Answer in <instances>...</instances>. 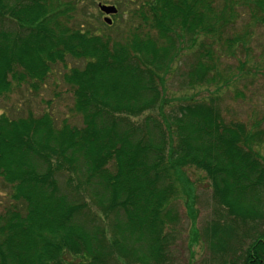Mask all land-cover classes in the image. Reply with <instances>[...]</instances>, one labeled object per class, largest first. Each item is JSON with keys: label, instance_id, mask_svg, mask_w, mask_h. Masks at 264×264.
Returning a JSON list of instances; mask_svg holds the SVG:
<instances>
[{"label": "trees", "instance_id": "trees-1", "mask_svg": "<svg viewBox=\"0 0 264 264\" xmlns=\"http://www.w3.org/2000/svg\"><path fill=\"white\" fill-rule=\"evenodd\" d=\"M129 1L116 39L90 26L95 0H0V96L22 83L35 90L66 56L84 61L62 74L81 126L50 112L0 114V182L10 191L0 264H168L178 186L194 212L188 169L205 173L222 212L203 231L220 264H264V229L241 230L264 222V129L225 121L218 102L248 64L251 32L235 30L237 8L264 27V0L218 9L214 0ZM185 50L186 88H215L166 111L167 78ZM224 55L237 58L234 70L221 71Z\"/></svg>", "mask_w": 264, "mask_h": 264}, {"label": "rangeland", "instance_id": "rangeland-1", "mask_svg": "<svg viewBox=\"0 0 264 264\" xmlns=\"http://www.w3.org/2000/svg\"><path fill=\"white\" fill-rule=\"evenodd\" d=\"M98 2L112 4L118 8V12L110 16L115 27L110 29L106 27L107 25L102 19L103 16L97 7ZM223 2V0L213 1L216 9ZM134 3L129 0H95L94 3L88 2L86 4V12L84 13L90 16L89 20L92 21L90 26L93 30L100 29L103 33L110 34L112 38L117 39L119 30L120 33L125 32L124 27L129 20L127 11L134 9ZM237 9L238 17L235 21V30L237 32H251L248 40L250 49L248 64L242 70L245 73H242V77L235 79L219 91L220 98L218 102L225 121H240L247 128H250L253 123L262 122L261 127L264 129V27L253 22L252 13H255L254 11L251 12L245 6H239ZM123 13L125 14L122 15ZM135 19L133 26H137L139 21V18L136 22ZM10 25L12 26V24ZM245 55L246 53L241 51L236 57L243 59ZM226 56L224 55L220 60L219 67L221 66V71L234 70L238 63L237 58ZM191 62L192 56L186 50L181 52L180 55H175L172 71L167 78L168 91L166 90L167 92L163 94L170 100L169 106L167 105L165 108L166 111L171 109L172 106L183 102L185 97L191 96L194 99H203L214 90L215 86L213 85L208 87L209 90L202 86L194 89L186 88L183 83L182 72ZM83 65V60L66 56L63 64L57 62L51 65L46 79L44 82L38 83L35 90L30 88L27 83H22L9 94L0 96V114L5 113L11 117H17L25 116L28 112H32L37 116L44 112H50L57 124L66 119L70 125L81 126V116L74 111V99L70 88L62 79V74L70 67H81ZM185 174L189 181L193 183L195 190L194 212L187 207L183 187L178 186V192L171 204L178 212L180 219L173 226V232H171L174 241L170 246L168 264H220L223 257L214 251L212 252V249L209 248L211 244L205 240L203 231L212 220H217L218 213L221 214L222 212L216 207V203L212 198L211 186L205 173L201 170L188 169ZM9 203V187L0 182V212H3V208ZM195 229L198 231L199 236V238L197 236V242L191 240ZM245 229H250V232L253 230L260 232L264 229V222H250V226H241L242 231ZM252 234L254 236L255 233ZM247 244L244 242V246ZM63 259V261L73 260L69 256H63Z\"/></svg>", "mask_w": 264, "mask_h": 264}, {"label": "water", "instance_id": "water-1", "mask_svg": "<svg viewBox=\"0 0 264 264\" xmlns=\"http://www.w3.org/2000/svg\"><path fill=\"white\" fill-rule=\"evenodd\" d=\"M98 7L101 12H103L106 15L115 14L117 12V9L114 5H104V4H98ZM103 21L106 24H111V19L107 16L103 18Z\"/></svg>", "mask_w": 264, "mask_h": 264}, {"label": "bare ground", "instance_id": "bare-ground-1", "mask_svg": "<svg viewBox=\"0 0 264 264\" xmlns=\"http://www.w3.org/2000/svg\"><path fill=\"white\" fill-rule=\"evenodd\" d=\"M98 4L112 5V4H108V3L98 2V3H97V7H98ZM98 10L100 11L99 7H98ZM100 13L102 14L103 17L106 16V14H104L103 12L100 11Z\"/></svg>", "mask_w": 264, "mask_h": 264}]
</instances>
